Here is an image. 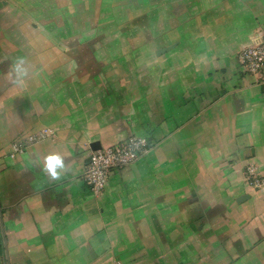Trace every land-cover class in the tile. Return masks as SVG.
I'll list each match as a JSON object with an SVG mask.
<instances>
[{
  "label": "crops",
  "instance_id": "1",
  "mask_svg": "<svg viewBox=\"0 0 264 264\" xmlns=\"http://www.w3.org/2000/svg\"><path fill=\"white\" fill-rule=\"evenodd\" d=\"M5 1L0 264H264V187L245 177L251 163L264 175V86L238 59L264 36V0H141L114 23L142 22L135 37L95 26L92 40L117 44L82 63L70 52L74 65L36 21L3 17L17 6ZM45 127L56 136L8 155ZM133 135L151 151L96 197L83 179L92 144ZM52 153L64 158L57 177L41 163Z\"/></svg>",
  "mask_w": 264,
  "mask_h": 264
},
{
  "label": "rangeland",
  "instance_id": "2",
  "mask_svg": "<svg viewBox=\"0 0 264 264\" xmlns=\"http://www.w3.org/2000/svg\"><path fill=\"white\" fill-rule=\"evenodd\" d=\"M114 1L121 0H15L17 6L11 7L9 14L3 17L8 18L14 16L28 18L32 22L36 21L40 25L42 32L47 35L46 43L48 50L64 51V61H69V65H74L76 62H72V54H69L70 52L74 51L76 54L77 49H79L81 52H79L80 54H74V59H79V62L82 63V60H90L88 53L96 50L102 55L104 50H110L111 47L117 44L114 41H109L106 35L96 36L92 40L90 36L95 32V26H97L96 29H98V34L100 35L105 33L114 34L122 28L123 33L128 34L131 38L136 36V33L141 28L142 22L138 23L133 19L126 21L120 28L114 23L115 18L122 20L136 18L138 13L137 7L141 0L137 3H135V0H132L133 4L128 3L122 6H127L128 8L123 10L113 8L112 2ZM146 18L147 16H142L143 20H146ZM95 20H97L95 23L98 22L99 25L94 24ZM77 29L79 36L76 35L74 38H71L70 35ZM90 39L92 42L88 41ZM132 55L134 54L131 53L128 60L133 59ZM96 60L103 62L107 59L98 56ZM110 60L111 62L114 61L112 62L113 64L108 61L106 65L110 67L119 66V62L116 59L112 57ZM148 75L146 74V76ZM124 76L122 75L121 78L124 79ZM128 76L130 77V74Z\"/></svg>",
  "mask_w": 264,
  "mask_h": 264
},
{
  "label": "built area",
  "instance_id": "3",
  "mask_svg": "<svg viewBox=\"0 0 264 264\" xmlns=\"http://www.w3.org/2000/svg\"><path fill=\"white\" fill-rule=\"evenodd\" d=\"M238 59L244 70L254 78V84L264 86V36L240 51ZM55 136V129L42 128L13 143L12 150L8 155L15 159L24 154L31 145ZM150 151L149 139L136 135L120 141L112 147L92 150L83 173V179L93 194L96 197H101L114 169L135 165ZM245 177L252 187H264V175H261L254 163L247 166ZM2 216L3 207L0 203V219Z\"/></svg>",
  "mask_w": 264,
  "mask_h": 264
},
{
  "label": "clouds",
  "instance_id": "4",
  "mask_svg": "<svg viewBox=\"0 0 264 264\" xmlns=\"http://www.w3.org/2000/svg\"><path fill=\"white\" fill-rule=\"evenodd\" d=\"M22 66V59L20 63L15 64L14 70L16 71L18 76L26 74V70ZM41 163L43 164L44 170L47 173H49L52 177H57L60 175L58 169H63L64 167V158L60 154L52 153L45 156Z\"/></svg>",
  "mask_w": 264,
  "mask_h": 264
},
{
  "label": "water",
  "instance_id": "5",
  "mask_svg": "<svg viewBox=\"0 0 264 264\" xmlns=\"http://www.w3.org/2000/svg\"><path fill=\"white\" fill-rule=\"evenodd\" d=\"M7 5V1L5 0H0V8H2L3 6ZM168 50V48L166 49H163L161 52H164ZM117 143L115 142H112V141H104V142H101V141H95L92 146H93V150H97V149H101V148H108V147H112L114 145H116Z\"/></svg>",
  "mask_w": 264,
  "mask_h": 264
}]
</instances>
